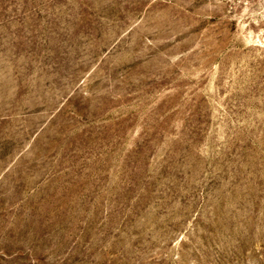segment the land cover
Returning <instances> with one entry per match:
<instances>
[{
    "label": "rangeland",
    "instance_id": "obj_1",
    "mask_svg": "<svg viewBox=\"0 0 264 264\" xmlns=\"http://www.w3.org/2000/svg\"><path fill=\"white\" fill-rule=\"evenodd\" d=\"M0 264H264V0H0Z\"/></svg>",
    "mask_w": 264,
    "mask_h": 264
}]
</instances>
